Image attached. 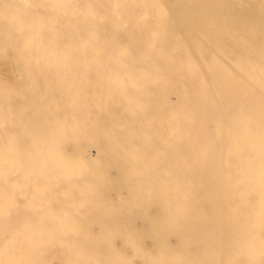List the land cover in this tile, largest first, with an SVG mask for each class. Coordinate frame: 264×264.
<instances>
[{
	"label": "bare ground",
	"instance_id": "1",
	"mask_svg": "<svg viewBox=\"0 0 264 264\" xmlns=\"http://www.w3.org/2000/svg\"><path fill=\"white\" fill-rule=\"evenodd\" d=\"M99 243L264 264V0H0V264Z\"/></svg>",
	"mask_w": 264,
	"mask_h": 264
},
{
	"label": "rangeland",
	"instance_id": "2",
	"mask_svg": "<svg viewBox=\"0 0 264 264\" xmlns=\"http://www.w3.org/2000/svg\"><path fill=\"white\" fill-rule=\"evenodd\" d=\"M101 203H102L101 207L98 208L100 210L99 212L97 210L96 212H90V213L84 214L82 216H73L72 221L74 219V221L78 222V223H80V222L81 223L84 222V223H87V224L90 223L91 226L93 225L94 220L98 221L100 223H103V224H108L109 223V226L111 224V226H110L111 230H118V232L123 231L125 228L129 229L128 228L129 227V222H130L129 215L127 217H125L124 216L125 213L121 212L122 210L118 211L117 209L112 210V209H109V208H105L106 207L105 202H101ZM103 204L105 205V207H103L104 206ZM105 209H107V210L103 211ZM67 214L69 215L70 213H67ZM69 216H71V214ZM123 221H125V222L122 224ZM120 224H122V225H120ZM99 244H101V243H99ZM115 244H117L118 246L119 245L121 246V243L118 240H115ZM81 248H82V245H81ZM99 249L101 251L98 254L95 253L96 255H95L94 258L92 257L91 254H90V258H89L88 256L84 255L81 251H79L80 253L76 252V254L72 257L73 258V260H72L73 262L72 261L71 262L73 264H74V262H75V264H77V263L78 264H88V263H92V264H94V263L95 264H106V262H115L114 257H112L111 251H110V249L108 247L106 248V246L104 244H101ZM99 249L98 250L96 249L95 252H98ZM101 252H104V254L101 253ZM99 259H101V261ZM90 260H92L93 262L90 261ZM81 261H82V263H80ZM53 264H55V263H53Z\"/></svg>",
	"mask_w": 264,
	"mask_h": 264
}]
</instances>
